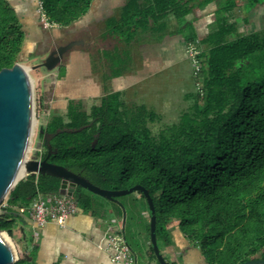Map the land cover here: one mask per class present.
I'll use <instances>...</instances> for the list:
<instances>
[{
	"label": "trees",
	"instance_id": "obj_1",
	"mask_svg": "<svg viewBox=\"0 0 264 264\" xmlns=\"http://www.w3.org/2000/svg\"><path fill=\"white\" fill-rule=\"evenodd\" d=\"M39 1L48 22L65 27L85 16L95 0ZM237 1L123 0L117 14L104 19L102 35L128 47L140 34H161L170 20L186 21L197 9L215 4L208 30L188 34L200 49L196 75L201 91L185 95L189 104L175 122L153 132L159 113L128 104L120 91H108L88 111L80 100H67L64 115H52L41 127L49 133L82 128L52 138L48 162L105 190L143 187L154 206L158 248L171 244L168 225L177 220L182 236L206 264L264 259V27L240 34ZM259 1L246 0L245 5L251 11ZM24 39L12 6L0 0V69L19 62ZM42 148L43 159L44 143ZM60 184L49 175L20 179L0 203V231L12 237L15 223L25 220L18 209L29 206L37 194L59 195ZM71 197L79 210L107 226L112 218L121 220V208L113 201L79 186ZM115 199L126 213L122 236L131 250L126 229L139 223L143 211L149 218L148 207L137 191ZM144 228L148 257L156 261L149 222ZM27 255L33 261L35 247Z\"/></svg>",
	"mask_w": 264,
	"mask_h": 264
},
{
	"label": "rangeland",
	"instance_id": "obj_2",
	"mask_svg": "<svg viewBox=\"0 0 264 264\" xmlns=\"http://www.w3.org/2000/svg\"><path fill=\"white\" fill-rule=\"evenodd\" d=\"M7 1L25 32L18 63L29 75L33 101V124L26 159L41 156L43 138L39 136V130L52 115H64L69 99L80 100L83 109L88 111L106 92L120 91L128 104H142L161 115V120L151 126L153 132L162 125L175 122L180 111L188 106L185 95L195 91V83L200 81L194 73L193 61L186 53L191 43L188 34L194 30L190 24L181 25L170 20L165 32L140 34L136 42L124 47L115 38L102 35L104 19L116 15L123 0H95L92 10L79 20L65 27L53 25L47 28L40 20L38 0ZM245 2L237 1L240 6ZM211 22V16H205L200 31L210 27ZM236 22L240 34L258 29L259 6L251 11L246 5L240 7ZM75 39H80L82 44L64 53L53 70L42 66L32 68L46 58L43 52L46 46L54 49ZM123 67L125 71L120 76L113 75ZM99 203L106 204L100 199ZM76 214L84 213L78 209ZM3 233L17 251L19 264H34L23 252H29L33 246L46 257L44 264H113L108 251L103 248L104 243L100 249L87 244L88 250L73 248L68 252L63 240L67 233L66 222L59 225L48 221L35 226L24 221L21 225L15 223L12 237ZM125 237L140 264H156L157 260L147 256L136 230L127 228Z\"/></svg>",
	"mask_w": 264,
	"mask_h": 264
},
{
	"label": "water",
	"instance_id": "obj_3",
	"mask_svg": "<svg viewBox=\"0 0 264 264\" xmlns=\"http://www.w3.org/2000/svg\"><path fill=\"white\" fill-rule=\"evenodd\" d=\"M75 42L60 47L57 51L49 53L43 62L32 67H45L53 70L61 61L62 54L70 49ZM57 53V54H56ZM33 124V101L29 75L26 68L20 63H15L10 68L0 69V203L8 191L22 178H17L19 169L23 166L28 175H49L60 179V195L72 196L75 186L117 203L122 211L121 229L124 231L126 213L123 206L115 199L133 192L143 195L149 211V243L158 264H169L162 256L155 235V211L152 199L147 190L139 185L122 190H105L90 183L84 177L75 174L63 166L48 162L49 156L54 153L50 140L61 132H77L78 129H57L55 132H44L42 129L43 143L46 155L43 159L31 156L26 159L29 138ZM96 143L93 140L91 146ZM30 259V258H29ZM0 264H19L17 251L10 241L0 231ZM238 264H264L263 259L253 258Z\"/></svg>",
	"mask_w": 264,
	"mask_h": 264
},
{
	"label": "crops",
	"instance_id": "obj_4",
	"mask_svg": "<svg viewBox=\"0 0 264 264\" xmlns=\"http://www.w3.org/2000/svg\"><path fill=\"white\" fill-rule=\"evenodd\" d=\"M96 2L93 3L89 12L92 10V7ZM243 3L240 7L244 6ZM259 29L264 27V0L259 1ZM256 6V7H257ZM255 8V7H254ZM253 8V9H254ZM215 9V4H210L204 8L197 9L192 13V15L186 20L179 22L182 24H189L193 26L195 32L199 34L205 33L209 27H207L204 31H200L202 28L200 27L202 22L205 20V16H211L213 22V11ZM252 9V10H253ZM88 12V13H89ZM87 13V14H88ZM211 22V23H212ZM115 219V218H112ZM120 224V232L121 234V220L115 219ZM27 222V220H24ZM67 233L65 234L64 242L66 243L67 251L71 252V250H88L90 248L89 245L97 246L99 249L102 247L104 243V250H106V231L107 225L100 218H94L89 214H81L69 216L66 220ZM146 222H149L148 214L146 211H143L140 216V221L137 225L131 226V230H136L137 237L143 245V248L146 251L148 256L149 252L147 250V237L145 234L144 225ZM178 221L173 220L168 225V230L170 233L171 244L167 246H161L159 248L162 256L169 264H206L202 255L200 254L197 247L189 243L181 234L178 227ZM69 226V227H68ZM23 230V229H22ZM21 230V231H22ZM24 239V235L22 236ZM123 237V236H122ZM34 247V246H33ZM74 248V249H73ZM221 249V247H220ZM36 251V247H35ZM107 251V250H106ZM28 254V251H23ZM99 253V252H98ZM132 253V252H131ZM264 253V249H263ZM97 255V254H96ZM133 255V254H132ZM134 257V255H133ZM137 264H140L136 257H134ZM31 259V258H30ZM259 259H262L259 257ZM264 260V259H263ZM34 264H44L47 263V259L44 255H42L37 248L35 253V259L33 260ZM111 262V261H110ZM112 263V262H111ZM52 264H58L54 262ZM114 264V263H113ZM152 264V263H151Z\"/></svg>",
	"mask_w": 264,
	"mask_h": 264
},
{
	"label": "built area",
	"instance_id": "obj_5",
	"mask_svg": "<svg viewBox=\"0 0 264 264\" xmlns=\"http://www.w3.org/2000/svg\"><path fill=\"white\" fill-rule=\"evenodd\" d=\"M39 2L40 20L44 27L53 26L47 21L45 15L41 11ZM186 53L192 59L195 75L200 72L199 56L200 51L194 43H189ZM196 90L201 91L200 81H196ZM78 208L72 197L57 194H37L30 202L29 206L18 209L19 214L27 221L35 226H42L48 221H55L59 225H63L65 220L74 215ZM106 250L109 253V259L112 263L118 264H137L130 248L126 244L120 232V224L117 220L112 219L106 231Z\"/></svg>",
	"mask_w": 264,
	"mask_h": 264
},
{
	"label": "flooded vegetation",
	"instance_id": "obj_6",
	"mask_svg": "<svg viewBox=\"0 0 264 264\" xmlns=\"http://www.w3.org/2000/svg\"><path fill=\"white\" fill-rule=\"evenodd\" d=\"M70 42H75V44L72 45L71 48L68 49V50H71L72 48H74V47L79 46V45L82 44V41H81L80 39L70 40V41L66 42L65 44H62V45L57 46V47L54 48V49H50L49 47L46 46V47L44 48L43 52H44L45 56H47L49 53H51V52H53V51H57L60 47H63V46H65V45L69 44ZM68 50H66L65 52H63L62 57H63L64 53H66ZM56 54H57V53H56ZM61 59H62V58H61ZM38 159L41 160V159H42L41 156H40Z\"/></svg>",
	"mask_w": 264,
	"mask_h": 264
},
{
	"label": "bare ground",
	"instance_id": "obj_7",
	"mask_svg": "<svg viewBox=\"0 0 264 264\" xmlns=\"http://www.w3.org/2000/svg\"><path fill=\"white\" fill-rule=\"evenodd\" d=\"M27 174V172L25 171V169L23 168V166L19 169L18 171V175L17 178H22L25 177V175ZM8 239V238H7ZM10 241V240H9Z\"/></svg>",
	"mask_w": 264,
	"mask_h": 264
}]
</instances>
